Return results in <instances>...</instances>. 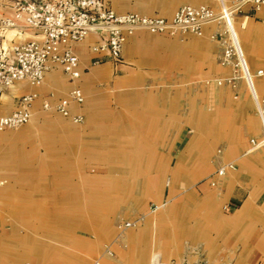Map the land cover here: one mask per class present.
<instances>
[{"label": "crops", "instance_id": "obj_1", "mask_svg": "<svg viewBox=\"0 0 264 264\" xmlns=\"http://www.w3.org/2000/svg\"><path fill=\"white\" fill-rule=\"evenodd\" d=\"M14 1L0 0V18ZM224 1L238 2L233 30L254 74L264 69V9ZM187 4L220 10L218 0H109L116 13L166 19ZM223 27L206 23L201 36L137 28L120 63L93 50L104 36L91 32L73 45L75 82L54 66L38 85L2 91L0 115L36 98L31 132H0V264H264V146L249 141L263 126L243 79L215 83L231 75L211 38ZM34 36L20 28L2 38ZM75 86L84 102L68 104L70 116L41 108ZM252 89L264 96V78Z\"/></svg>", "mask_w": 264, "mask_h": 264}, {"label": "built area", "instance_id": "obj_2", "mask_svg": "<svg viewBox=\"0 0 264 264\" xmlns=\"http://www.w3.org/2000/svg\"><path fill=\"white\" fill-rule=\"evenodd\" d=\"M247 1L254 10L264 8V0ZM218 2V14L208 5L187 4L178 8L170 19H166L138 12L116 13L109 7V0H15L11 17L0 18V98L2 91L12 86L15 81L25 80L32 86L40 84L45 73L54 66L59 67L72 82L78 80L81 76L80 63L73 45L83 42L91 32H103L104 36L102 41L92 47L93 50L106 51L115 62L120 63L123 60L121 51L127 36L133 34L137 28L151 34L191 33L201 36L206 23L223 20V30L212 34L211 38L221 44L223 53L220 64L228 66L231 75L216 79L215 83L218 86L227 84L234 88L238 78L244 80L263 126L261 137L249 141L252 148L264 146V96L257 98L252 89V78H264V69H256L254 74L247 69L231 20L238 2L232 7L224 0ZM20 28L33 30L37 36L14 44H9L2 38L7 31H17ZM35 98V93L23 95L12 112L0 115V130L17 129L28 123L31 118L28 107ZM71 102H84L83 92L77 86L70 89L65 97L52 103L42 100L41 108L54 109L61 116L68 117V104ZM73 121L80 122L81 117L74 116ZM218 172L224 174L223 168ZM133 224L125 222L123 227ZM92 264L104 263L95 259Z\"/></svg>", "mask_w": 264, "mask_h": 264}, {"label": "rangeland", "instance_id": "obj_3", "mask_svg": "<svg viewBox=\"0 0 264 264\" xmlns=\"http://www.w3.org/2000/svg\"><path fill=\"white\" fill-rule=\"evenodd\" d=\"M252 8V7H251ZM262 9H264V8H262ZM262 13L263 12H260L259 13V16H261L262 15ZM237 29V26H235L234 25V30H236ZM220 44V43H219ZM220 46H221V44H220ZM221 51H222V46H221ZM222 53H223V51L221 52V54H220V58H219V62H220V59H221V56H222ZM65 76V75H64ZM225 85H227V84H225ZM60 97H58V99H59ZM15 108H16V106H15ZM14 108V109H15ZM12 112V111H11ZM29 125V122L28 123H26V124H24V125H21V126H19V127H17V129H4V130H1L0 132H6L5 133V139L6 140H8V139H10L11 137V133H18V134H23V133H25V132H31V129H30V126H28ZM29 128V129H28ZM28 129V130H27ZM13 139H15V138H13ZM12 139V140H13ZM3 146H5V145H3ZM10 147V145H6L5 146V151L7 150L6 148H9ZM2 147H0V149H1ZM2 149H4V148H2ZM10 150V149H9ZM2 158V157H1ZM0 158V159H1ZM0 163L1 164H7V162H5V161H0ZM9 164V163H8Z\"/></svg>", "mask_w": 264, "mask_h": 264}, {"label": "bare ground", "instance_id": "obj_4", "mask_svg": "<svg viewBox=\"0 0 264 264\" xmlns=\"http://www.w3.org/2000/svg\"><path fill=\"white\" fill-rule=\"evenodd\" d=\"M233 40H234V43H235V41H236V40H235V37H233Z\"/></svg>", "mask_w": 264, "mask_h": 264}]
</instances>
